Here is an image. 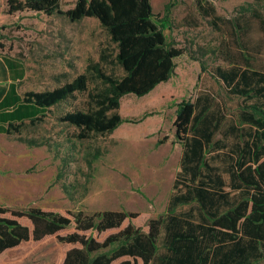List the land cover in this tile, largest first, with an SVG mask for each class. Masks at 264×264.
<instances>
[{
    "label": "rangeland",
    "instance_id": "374dc122",
    "mask_svg": "<svg viewBox=\"0 0 264 264\" xmlns=\"http://www.w3.org/2000/svg\"><path fill=\"white\" fill-rule=\"evenodd\" d=\"M76 2L62 0L60 9L68 11ZM171 2L175 6L165 35L184 52L176 59L175 75L148 95L130 94L121 100L117 112L136 123L81 138V130L61 118L92 105L90 94L97 92L99 81L87 71L89 64L100 62L108 74L123 75L116 44L96 19L73 22L59 13L9 14L8 0H0V55L13 66L21 96L53 90L84 73L90 78L89 91L50 107L40 120L24 121L19 133H0V206L63 214L128 211L138 215L131 223L145 232L150 220L165 213L183 152L175 128L178 104L212 93L237 109L241 101L218 80L216 69L238 66L264 73V34L248 11L256 0H152L157 19ZM118 231L94 237L103 241ZM70 248L55 236L29 241L4 252L0 264H62Z\"/></svg>",
    "mask_w": 264,
    "mask_h": 264
},
{
    "label": "trees",
    "instance_id": "16d2710c",
    "mask_svg": "<svg viewBox=\"0 0 264 264\" xmlns=\"http://www.w3.org/2000/svg\"><path fill=\"white\" fill-rule=\"evenodd\" d=\"M62 0H8V13L31 11L65 14L76 22L96 19L116 44L122 76L108 74L102 64L87 71L99 81L92 105L61 121L91 133H113L124 123L117 111L130 94L143 97L170 81L183 50L168 42L165 30L175 4L157 19L152 0H77L68 10ZM256 6V8H252ZM248 11L264 34V0ZM11 67H13L10 64ZM203 71L205 67L202 68ZM217 78L240 101L231 110L212 93L184 100L176 111V137L183 152L165 213L150 220L145 232L128 211L11 209L0 206V256L25 242L57 237L71 246L62 264H258L264 260V73L234 66L218 67ZM18 79V78H17ZM87 73L61 87L21 96L14 84L0 103V133H19L24 121L40 120L45 110L76 93L89 91ZM136 123V122H133ZM129 224L123 228L126 221ZM72 233L61 235L70 228ZM103 241L94 237L110 230ZM87 233H90L89 235Z\"/></svg>",
    "mask_w": 264,
    "mask_h": 264
},
{
    "label": "crops",
    "instance_id": "0c3cea01",
    "mask_svg": "<svg viewBox=\"0 0 264 264\" xmlns=\"http://www.w3.org/2000/svg\"><path fill=\"white\" fill-rule=\"evenodd\" d=\"M14 84L15 82L12 76L10 66L0 55V103L4 101V99L8 95V92Z\"/></svg>",
    "mask_w": 264,
    "mask_h": 264
}]
</instances>
